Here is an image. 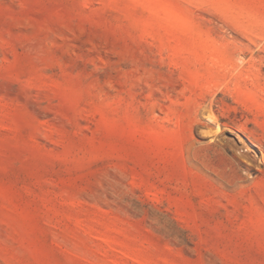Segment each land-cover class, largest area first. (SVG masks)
Here are the masks:
<instances>
[{
    "label": "rangeland",
    "instance_id": "obj_1",
    "mask_svg": "<svg viewBox=\"0 0 264 264\" xmlns=\"http://www.w3.org/2000/svg\"><path fill=\"white\" fill-rule=\"evenodd\" d=\"M0 264H264V0H0Z\"/></svg>",
    "mask_w": 264,
    "mask_h": 264
}]
</instances>
